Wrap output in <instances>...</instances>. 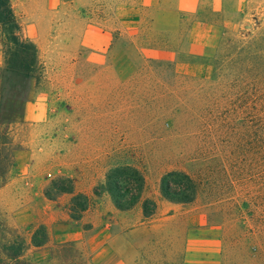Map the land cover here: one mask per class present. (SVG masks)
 I'll return each mask as SVG.
<instances>
[{"label": "rangeland", "instance_id": "obj_1", "mask_svg": "<svg viewBox=\"0 0 264 264\" xmlns=\"http://www.w3.org/2000/svg\"><path fill=\"white\" fill-rule=\"evenodd\" d=\"M12 5L39 58L33 80L9 76L4 89L1 119L11 124L0 125V131L1 137L9 133L15 159L0 155L7 166L0 179V264H10L4 246L14 240L25 241L24 258L32 264H254L239 252L264 244L263 172L240 180L253 185L238 195L245 206L238 221L247 236L243 243L230 241L232 228L218 225L219 213L201 201L162 199V169L155 165L149 166L145 196L159 199V209L149 221L141 206L120 212L107 195L82 220L72 221L66 209L71 196L51 201L45 192L57 177L74 178L76 190L88 192L105 178L120 150L135 146L141 153L152 142L147 98L143 88L130 84L137 69L130 59L175 61L182 73L209 78L211 68L191 56L206 53L215 33L213 16L223 13L226 37H256L264 48V0H12ZM258 88L261 99L264 84ZM27 92L22 103L11 99ZM142 223L144 232L129 235ZM40 224L51 239L38 249L30 241Z\"/></svg>", "mask_w": 264, "mask_h": 264}, {"label": "trees", "instance_id": "obj_2", "mask_svg": "<svg viewBox=\"0 0 264 264\" xmlns=\"http://www.w3.org/2000/svg\"><path fill=\"white\" fill-rule=\"evenodd\" d=\"M213 18L214 38L206 53L191 56L211 68L209 78L184 74L175 61L144 60L138 55L136 60L130 59L137 66L130 84L143 88L147 98V122L154 128L149 132L152 142L141 153L135 146L120 150L105 178L88 192H78L74 178H55L45 196L56 201L70 195L66 209L72 221L82 220L105 195L118 211L130 212L141 206L144 221L152 219L159 209V199L146 197L145 193L149 166L155 165L162 169V199L183 205L201 201L219 213L218 225L228 224L232 228L230 241H247L238 226L245 207L238 195L244 188H253L240 182L243 176L264 173V94L260 99L258 88L260 83L264 84V48L256 37L250 41L226 37L223 13ZM0 45L5 66L0 82L1 119L6 111L4 100L8 97L4 89L8 77L33 80L39 58L37 46L18 23L12 0H0ZM29 93L13 94L11 99L22 103ZM2 124L11 122L1 119ZM8 136L9 133L2 138L0 131V155L6 154L7 160L14 161L15 151ZM259 158L261 164L256 165ZM6 168L0 161V179ZM50 239L48 227L40 224L30 242L35 248H43ZM4 250L10 264H32L24 258V240H14ZM239 255L254 264H264V244L250 246Z\"/></svg>", "mask_w": 264, "mask_h": 264}, {"label": "crops", "instance_id": "obj_3", "mask_svg": "<svg viewBox=\"0 0 264 264\" xmlns=\"http://www.w3.org/2000/svg\"><path fill=\"white\" fill-rule=\"evenodd\" d=\"M204 26L207 27L208 25L205 23ZM3 66H4V54L0 48V82H1V72H2ZM144 223H142L141 226L130 230L129 235H137V234H141L142 232H144V229H146L143 225ZM133 264H134V262H133Z\"/></svg>", "mask_w": 264, "mask_h": 264}]
</instances>
